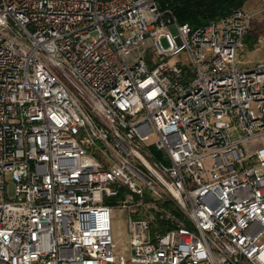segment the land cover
Here are the masks:
<instances>
[{
    "label": "built area",
    "instance_id": "obj_1",
    "mask_svg": "<svg viewBox=\"0 0 264 264\" xmlns=\"http://www.w3.org/2000/svg\"><path fill=\"white\" fill-rule=\"evenodd\" d=\"M159 3L0 0V264H264L251 14L193 29Z\"/></svg>",
    "mask_w": 264,
    "mask_h": 264
},
{
    "label": "rangeland",
    "instance_id": "obj_2",
    "mask_svg": "<svg viewBox=\"0 0 264 264\" xmlns=\"http://www.w3.org/2000/svg\"><path fill=\"white\" fill-rule=\"evenodd\" d=\"M242 8L251 14V21L243 45L237 52L236 59L238 67L248 68L264 62V2L262 0H249ZM162 43L166 45L165 40H162ZM163 199L168 200L170 198L167 194H163ZM168 201L170 205L178 210V213H172L177 218L185 221L184 214L176 202ZM161 208H164V206ZM113 231L117 246L123 249L126 244V214L124 212L115 211L113 213Z\"/></svg>",
    "mask_w": 264,
    "mask_h": 264
},
{
    "label": "trees",
    "instance_id": "obj_3",
    "mask_svg": "<svg viewBox=\"0 0 264 264\" xmlns=\"http://www.w3.org/2000/svg\"><path fill=\"white\" fill-rule=\"evenodd\" d=\"M249 0H160L161 8H169L178 23L187 24L191 28L205 25L212 20L229 15L233 10L242 8ZM165 209L178 213L177 208L169 201L163 204ZM169 225L163 222L158 229L164 231Z\"/></svg>",
    "mask_w": 264,
    "mask_h": 264
}]
</instances>
